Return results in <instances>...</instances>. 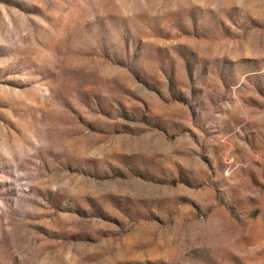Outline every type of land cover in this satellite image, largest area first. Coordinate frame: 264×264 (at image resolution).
I'll list each match as a JSON object with an SVG mask.
<instances>
[{
  "label": "rangeland",
  "instance_id": "374dc122",
  "mask_svg": "<svg viewBox=\"0 0 264 264\" xmlns=\"http://www.w3.org/2000/svg\"><path fill=\"white\" fill-rule=\"evenodd\" d=\"M0 264H264V0H0Z\"/></svg>",
  "mask_w": 264,
  "mask_h": 264
}]
</instances>
